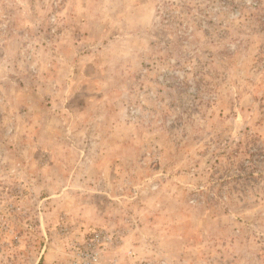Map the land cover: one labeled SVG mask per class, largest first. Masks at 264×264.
Segmentation results:
<instances>
[{
  "label": "rangeland",
  "instance_id": "obj_1",
  "mask_svg": "<svg viewBox=\"0 0 264 264\" xmlns=\"http://www.w3.org/2000/svg\"><path fill=\"white\" fill-rule=\"evenodd\" d=\"M0 264H264V0H0Z\"/></svg>",
  "mask_w": 264,
  "mask_h": 264
}]
</instances>
